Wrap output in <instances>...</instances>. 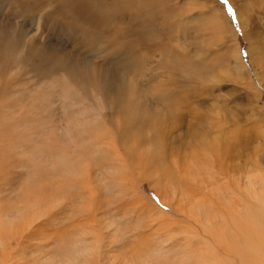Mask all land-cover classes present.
<instances>
[{"label":"rangeland","instance_id":"rangeland-1","mask_svg":"<svg viewBox=\"0 0 264 264\" xmlns=\"http://www.w3.org/2000/svg\"><path fill=\"white\" fill-rule=\"evenodd\" d=\"M0 70V264H219L261 205L264 0H0Z\"/></svg>","mask_w":264,"mask_h":264},{"label":"bare ground","instance_id":"bare-ground-1","mask_svg":"<svg viewBox=\"0 0 264 264\" xmlns=\"http://www.w3.org/2000/svg\"><path fill=\"white\" fill-rule=\"evenodd\" d=\"M21 1V0H20ZM27 1V0H26ZM36 2V1H34ZM34 2H32L33 4H35ZM42 2V1H41ZM41 2H39L41 5ZM44 2V1H43ZM23 4V2H21ZM25 3V2H24ZM31 3V2H30ZM38 3V2H37ZM26 4V3H25ZM29 6V4H26ZM18 6V5H17ZM20 6V4H19ZM24 6V5H23ZM27 6V7H28ZM34 6V5H32ZM37 6V5H35ZM34 6V8H35ZM42 6V5H41ZM41 6H40V9H41ZM22 7V6H20ZM26 7V6H25ZM23 8V7H22ZM21 8V9H22ZM33 8V7H31ZM30 8V9H31ZM26 9V8H25ZM36 9V8H35ZM37 9H38V6H37ZM11 10V9H10ZM17 10V9H16ZM20 10V8L18 9ZM24 10V8H23ZM22 11V10H21ZM32 11H36V10H32ZM24 12L26 13V11H23V14ZM28 12H29V9H28ZM31 12V11H30ZM14 13H15V10H14ZM18 13V11H17ZM20 13V12H19ZM13 14V13H12ZM22 14V13H21ZM28 14V13H27ZM30 14V13H29ZM36 14V13H35ZM137 14V13H136ZM16 15V14H15ZM14 15V16H15ZM26 15V14H25ZM34 15V13H33ZM13 16V15H12ZM20 16V15H19ZM24 16V15H23ZM29 16V15H28ZM26 16V17H28ZM30 17V16H29ZM17 30V29H16ZM19 32V31H18ZM13 33H15L13 31ZM12 33V35H13ZM17 33V32H16ZM15 33V34H16ZM19 36H20V33H18ZM14 36V35H13ZM16 38V35L14 36ZM12 39V40H11ZM10 40L13 41L14 38H11ZM33 39V38H32ZM31 39V40H32ZM9 41V40H8ZM7 41V42H8ZM17 41V39H14V42ZM18 42V41H17ZM21 42V41H20ZM32 42V41H31ZM34 42V41H33ZM28 43V42H27ZM9 44H12V43H9ZM15 44V43H14ZM22 44V42H21ZM26 44V42H25ZM34 44V43H33ZM8 46V44H6ZM13 45V44H12ZM18 45V44H17ZM29 45H32V44H29ZM14 46V45H13ZM12 46V47H13ZM16 46V45H15ZM14 46V47H15ZM22 46V45H21ZM36 46V45H35ZM46 46V45H45ZM44 46V47H45ZM9 47V46H8ZM20 46H18L19 48ZM27 47H30V46H27ZM42 47V46H41ZM47 47V46H46ZM16 48V47H15ZM32 48V47H30ZM35 48V47H34ZM6 49V48H5ZM9 49V48H8ZM8 49H6L8 51ZM13 49V48H12ZM11 49V50H12ZM17 49V48H16ZM29 49V48H28ZM36 49V48H35ZM19 50V49H18ZM37 50V49H36ZM39 50V49H38ZM14 51H16L14 49ZM34 51V50H33ZM9 52V51H8ZM23 52V50H22ZM29 52V51H28ZM30 52H31V49H30ZM40 52V51H38ZM25 53V52H24ZM27 53V52H26ZM32 53V52H31ZM37 53V52H36ZM35 53V54H36ZM45 53V52H44ZM49 53V52H48ZM47 53V54H48ZM20 54V53H19ZM43 54V53H42ZM50 54V53H49ZM25 55V54H24ZM45 55V54H44ZM39 56V55H38ZM47 56V55H45ZM34 57V55H33ZM36 57V56H35ZM34 57V58H35ZM55 57V56H54ZM7 58V57H6ZM46 58V57H45ZM45 58H43L45 60ZM51 58V56H49V58L47 59L46 58V61H48L49 59ZM37 59V58H36ZM44 60H41V61H44ZM55 60V59H54ZM63 60V59H62ZM52 61V58L51 60ZM48 61V62H50ZM61 61V60H59ZM64 61V60H63ZM45 62V61H44ZM57 63V62H56ZM62 63V62H60ZM11 64V62H10ZM64 64V63H63ZM40 65V64H39ZM38 65V66H39ZM42 65V63H41ZM44 65V64H43ZM53 65V64H51ZM49 64V66H51ZM55 65V64H54ZM58 65L61 66V64L58 63ZM3 66V65H2ZM9 66V65H8ZM4 67V66H3ZM10 67V66H9ZM7 68V66H6ZM43 68V67H41ZM45 68V67H44ZM58 68V67H57ZM3 69V68H2ZM10 69V68H8ZM35 69V68H34ZM4 70V69H3ZM37 70V68L35 69ZM46 70V68H45ZM44 70V71H45ZM49 70V68H48ZM52 70V69H51ZM54 70V68H53ZM52 70V71H53ZM58 70V69H57ZM2 70H0L1 72ZM7 71V70H6ZM7 72H10V71H7ZM46 72V71H45ZM56 73H58L57 71H55ZM2 73V72H1ZM12 73V72H11ZM40 73V72H39ZM8 74V73H7ZM2 75V74H0ZM11 75V74H10ZM41 75V74H40ZM50 77V76H49ZM11 78H12V75H11ZM156 159V158H155ZM156 163V161L154 162ZM158 163V162H157ZM64 165V164H63ZM207 181V180H206ZM200 186V185H199ZM228 190H229V197L232 198L233 197V193H234V189L232 187H229L228 186ZM40 193V192H39ZM39 195V194H38ZM43 196V195H42ZM41 197V196H40ZM45 197V195H44ZM43 197V198H44ZM39 198V197H38ZM36 197V199H38ZM39 201L42 200V199H38ZM37 200V201H38ZM44 200H46L44 198ZM43 200V201H44ZM47 201V200H46ZM42 202V201H40ZM47 204V203H46ZM42 205V204H41ZM257 205V204H256ZM46 206V205H45ZM31 207V206H30ZM259 208H255L253 209L252 207L248 206V207H245V211H244V217L242 218H239L236 216V214L233 212V210H227V215L224 217V216H219L220 218V221L222 223H219V225L214 228H216L218 231H219V236L216 234L215 236L216 237H212V242H213V246H217V248H215V255L213 256L212 254H208V257H210L212 255V258L214 261H219V264H226V262H228V258H225L226 259H223V258H220V257H217V252L218 250H221L222 253L226 254V253H229L227 257H230L229 255H234L236 256V260H237V257L239 258V260H242L243 263L245 264H264V225L260 226V222L258 221H262V224H264V199L261 203L260 206H257ZM239 212H237V215H238ZM29 217V216H28ZM227 217V219H226ZM25 221V220H24ZM32 221V220H31ZM212 228V227H211ZM225 229V233H223ZM205 231V229H204ZM207 232V231H205ZM218 236V237H217ZM227 251V252H226ZM243 253L245 255H249V260H244L243 258ZM242 255V256H241ZM253 256H257L260 258V261H257V263L254 262L253 260ZM204 258V257H203ZM204 261V260H203ZM230 261V260H229ZM232 262V259L231 261ZM239 262V261H237ZM241 262V261H240ZM239 262V263H240ZM230 264V263H229Z\"/></svg>","mask_w":264,"mask_h":264},{"label":"snow or ice","instance_id":"snow-or-ice-1","mask_svg":"<svg viewBox=\"0 0 264 264\" xmlns=\"http://www.w3.org/2000/svg\"><path fill=\"white\" fill-rule=\"evenodd\" d=\"M229 11H231V8L229 9Z\"/></svg>","mask_w":264,"mask_h":264}]
</instances>
